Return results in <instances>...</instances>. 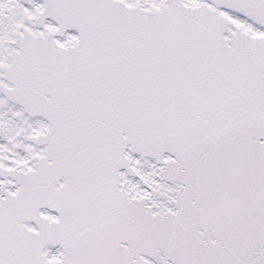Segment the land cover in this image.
<instances>
[{"label": "snow or ice", "instance_id": "6c2138e0", "mask_svg": "<svg viewBox=\"0 0 264 264\" xmlns=\"http://www.w3.org/2000/svg\"><path fill=\"white\" fill-rule=\"evenodd\" d=\"M0 264H264V0H0Z\"/></svg>", "mask_w": 264, "mask_h": 264}]
</instances>
